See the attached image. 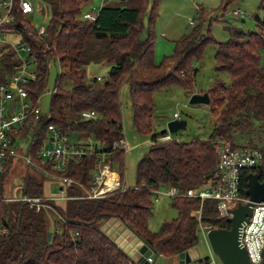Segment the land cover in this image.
Here are the masks:
<instances>
[{
	"label": "trees",
	"instance_id": "1",
	"mask_svg": "<svg viewBox=\"0 0 264 264\" xmlns=\"http://www.w3.org/2000/svg\"><path fill=\"white\" fill-rule=\"evenodd\" d=\"M159 1L103 0L95 19L90 21L82 16L90 0H47L50 17L41 33L25 17L19 0L13 1L12 18L4 26L20 35L34 59L37 78L26 85L32 104L37 105L44 90L50 62L58 60L61 66L48 112L44 113L46 118L31 131L37 139L26 150L32 160L44 165L36 153L47 125L54 124L68 135L77 132L100 143V147L88 149L92 153L72 160L64 175L88 186L97 164L95 154L105 153L122 183L125 150L111 144L123 136L119 89L124 80L128 81L134 128L149 136L150 145L135 165L134 187L100 198H84L80 197L82 189L72 184L64 189L67 199L49 200L57 213L52 231L46 226L44 210L35 211L21 201L1 203V217L10 231L0 236V264H141L100 229V223L110 218L130 228L156 256L163 257L178 256L194 247L199 223L229 228L230 223L217 216L216 200L200 202L182 195L171 196V206L177 212L174 219L163 222L156 232L149 230L147 222L152 213L151 196L161 188L174 186L184 193L213 183L217 145L224 141L241 146L233 143L235 133L248 136L242 146L258 147L262 152L260 164L242 172L240 194L247 197L250 173H256L259 181L264 180V16L255 18V29L232 31L225 41H216L208 28L204 31L196 25L175 41L171 55L156 63L154 21ZM235 1L221 0L219 10L225 11ZM259 4L264 12V0ZM204 18L205 12L200 8V22ZM209 44L216 46V70L229 76L228 83L216 80L207 90L214 118L210 135L186 141L158 140L167 132L153 130V93L172 84L191 93L197 71L191 61ZM11 54L6 53L3 58L8 67ZM92 63L109 67L101 83H97V78L92 83L86 79V68ZM134 71L149 78L138 79ZM64 78L70 80L69 88L62 86ZM84 110H93L96 117H82ZM28 130L24 128L22 136L28 137ZM15 161L14 157L5 159L0 173L1 192V181ZM25 166L30 172L21 177V190L32 196L51 195V191L45 192L46 175L36 172L30 164ZM47 233H51L50 239ZM198 262L208 264V258H198Z\"/></svg>",
	"mask_w": 264,
	"mask_h": 264
},
{
	"label": "rangeland",
	"instance_id": "2",
	"mask_svg": "<svg viewBox=\"0 0 264 264\" xmlns=\"http://www.w3.org/2000/svg\"><path fill=\"white\" fill-rule=\"evenodd\" d=\"M32 4L33 11L26 13L25 17L30 21L33 27L40 30L47 25L50 17V9L47 0H29ZM260 0H237L228 4L225 11L221 12L219 6L221 0H160L154 21V60L156 63L162 61L165 56L172 54L175 41H177L183 34L188 33L196 25H201L205 31L209 29L210 35L216 41H225L228 39L230 32L232 31H248L256 28L257 16L263 17L264 12L260 8ZM103 4V0H90V3L83 8V13H90L96 16L100 6ZM200 8L205 12L204 21L200 22ZM240 8L243 11V16H239L233 13V10ZM243 19V20H242ZM192 20L194 23L190 24ZM4 26V25H3ZM7 28V27H6ZM10 44L15 46L16 55L21 60H28L26 70H35L36 65L32 56H29V50H27L26 44L17 33H11L6 36ZM215 44H209L205 46L198 58H194L191 61V67L196 69L191 93H186L185 90L177 85L172 84L156 90L153 93V118L152 125L153 130L159 132L161 130L167 131V123L174 120V114L177 113L179 119L186 121V127L175 133H170L171 137L175 140H190L192 138H208L210 135L214 118L210 112L209 103H195L191 104L189 99L192 94L207 93V90L216 82L221 80L226 83L229 82V76L226 72L216 70L215 63ZM108 65L102 63H92L86 68L87 80L92 83L93 78H97V83H101L106 79ZM61 71V66L58 60L51 61L48 66V75L46 84L41 96L38 99L39 106L42 113L48 112V104L51 95V91L54 86V81L57 73ZM135 77L138 79H147L148 76L141 75L139 72L134 71ZM151 79V78H150ZM62 86L69 88L71 86L70 80L64 78L62 80ZM119 99L121 104V118L123 124V139L125 140V163L123 170V184L125 187H134L135 185V165L149 148L150 138L147 135L139 134L136 132L132 122V109L130 103L128 81H123L119 89ZM247 135H240L235 133L232 135L233 143L237 145H245ZM69 143L82 146L84 144H90L92 147H100V143L96 141L94 137L86 138L77 132H72L68 135ZM23 145L24 143H20ZM249 146V145H246ZM12 164V168L5 175L1 186L4 193L10 195L13 192L15 197H21L23 191L21 190V177L30 172L25 164L16 159ZM109 162L110 160L107 159ZM111 163V162H110ZM50 181L45 180L44 187L45 192L50 193L49 190ZM168 188H161L156 193L152 194V213L148 218V228L152 232H156L161 227V224L165 221H170L177 216L176 210L171 206V196L167 194ZM47 216L46 226L49 230H53L55 214L48 209H45ZM115 219V218H113ZM117 220V219H115ZM110 221L109 223H111ZM106 222L100 223V229L106 231L104 226ZM111 229L108 232V236L113 238V226H109ZM198 251V258L202 260L208 258L209 263H212V258L215 260V264H221L218 257L211 251L210 246L203 236L198 233L197 244L193 247ZM134 257L137 254L133 255ZM152 259L156 258L157 264H164L163 256L154 253L151 255ZM139 258H141L139 256ZM197 264H204V262H198ZM134 259V258H132ZM135 260V259H134ZM143 264H150L143 262Z\"/></svg>",
	"mask_w": 264,
	"mask_h": 264
},
{
	"label": "built area",
	"instance_id": "3",
	"mask_svg": "<svg viewBox=\"0 0 264 264\" xmlns=\"http://www.w3.org/2000/svg\"><path fill=\"white\" fill-rule=\"evenodd\" d=\"M13 1L0 0V173L7 157L20 159L24 164L32 165L36 172L46 175L50 181L49 190L51 195L32 196L23 192L21 197H15L13 192L8 195L0 191V207L3 202L21 201L28 204L29 207H33L35 211L48 209L57 215L48 201L67 199L68 196H66L64 189L72 184L82 189L83 193L80 197L84 198H100L115 190L126 188L120 182L118 172L107 160L105 153L95 154L97 164L88 186L84 187L79 182L75 183L70 177L64 175L63 172L72 160L86 153H92L88 149H93V147L88 143L82 146L69 143L68 134L61 131L54 124L47 125L36 153L44 165L35 163L26 152L28 145L37 140L32 136L31 131L38 122L42 121L44 113H42L39 103L34 105L30 102L26 89L27 84L36 80V69L26 70V66L30 62L17 57L15 46L5 39L7 35L16 33L3 26L5 22L12 18ZM19 7L23 13L33 11L29 0H19ZM233 13L243 16V11L240 8L234 9ZM82 16L85 20L90 21H93L96 17L90 13H83ZM189 23L193 24L194 22L190 20ZM39 32H43V28ZM27 50H29L28 46ZM10 52L12 53V62L10 67H8L3 63V58L4 54ZM81 115L86 119L96 117V113L93 110H84ZM174 118H179L177 113L174 114ZM24 128H29L27 131L28 137L21 134ZM171 138L170 133L167 132L159 136L158 140L164 141ZM20 143L24 144L21 145ZM111 147H121L125 150L123 136L114 140ZM217 155L216 178L210 186L199 189L191 188L184 193H180L176 187L170 186L167 194L169 196L182 195L197 198L200 202L206 199H214L217 202V216L227 219L232 216V209L237 203H245L249 200L248 197H243L240 194L241 174L244 170L260 164L262 152L258 147L233 146L228 142L219 141ZM53 184L56 185L55 188L52 187ZM53 189H56V191H53ZM196 216L199 220L200 212ZM198 227L199 233L208 243L207 232L212 227L205 226L202 223H199ZM9 231V227L1 217L0 210V236H6ZM240 242L245 248L251 263L256 264L262 260V250L264 248V201L253 203L251 215L248 221L243 224ZM151 255L146 257L145 261L154 264L155 259H152ZM196 260H191L184 264H196ZM212 263L215 264L213 258Z\"/></svg>",
	"mask_w": 264,
	"mask_h": 264
},
{
	"label": "water",
	"instance_id": "4",
	"mask_svg": "<svg viewBox=\"0 0 264 264\" xmlns=\"http://www.w3.org/2000/svg\"><path fill=\"white\" fill-rule=\"evenodd\" d=\"M209 101V95L206 92L202 94H192L189 99L191 104H207ZM45 118L46 115L43 116L42 121ZM185 127L186 121L179 118H174V120L167 123V131L169 133H175ZM55 186V184L52 185L53 188H55ZM53 191H56V189H53ZM246 195L249 200L245 203H237L232 209V216L226 219L230 223L229 228H211L207 232V239L211 251L218 257L221 264H254L249 261L246 250L241 245L240 236L243 224L248 221L251 215L253 203L264 201V180L259 181L256 173H250L248 175ZM50 236L51 233H47L48 239H50ZM113 240L114 243L129 256L139 254L141 257L139 262L141 264L145 261L146 257L154 253L135 232L126 226L118 232ZM198 256L197 249L193 247L189 248L178 254V264L196 260ZM256 264H264V248L262 250V260Z\"/></svg>",
	"mask_w": 264,
	"mask_h": 264
},
{
	"label": "crops",
	"instance_id": "5",
	"mask_svg": "<svg viewBox=\"0 0 264 264\" xmlns=\"http://www.w3.org/2000/svg\"><path fill=\"white\" fill-rule=\"evenodd\" d=\"M141 157H142V155H141ZM141 157H139V159L141 158ZM138 159V160H139ZM124 183V182H123ZM123 186L125 187V184H123ZM110 221H112L111 223H109ZM106 222V224H105V226H104V228H105V230L106 231H104L106 234H108V232L110 231V225L111 226H113V228H114V230H113V232H112V236H113V238L112 239H114L116 236H117V234H118V232L122 229V228H124V225L123 224H121L120 223V221H118V220H115V219H113V218H110L109 220H107V221H105ZM139 254H137V256L136 257H134V256H131V258H134L135 260H137L138 259V261L140 260V258H139ZM155 259V262H154V264H157L156 263V258H154ZM163 260H165V262H164V264H178V257L177 256H173V257H163Z\"/></svg>",
	"mask_w": 264,
	"mask_h": 264
}]
</instances>
